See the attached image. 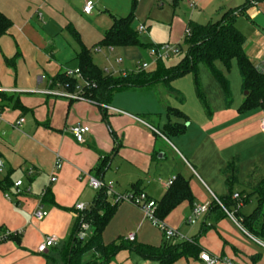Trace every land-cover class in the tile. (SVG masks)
Wrapping results in <instances>:
<instances>
[{
	"label": "crops",
	"instance_id": "1",
	"mask_svg": "<svg viewBox=\"0 0 264 264\" xmlns=\"http://www.w3.org/2000/svg\"><path fill=\"white\" fill-rule=\"evenodd\" d=\"M87 1L94 4L90 15L82 13ZM235 3L181 0L173 8L172 0H0V17L9 23L0 37V90L4 91L0 93V159L4 163L0 183L9 180L8 187L0 185V229L19 234L0 243V264H61L60 252L75 228L74 206L83 204L89 208L97 194L89 187L87 177L112 183V192H107L110 204L114 196L139 192L158 203L170 188L167 183L180 177L188 184L190 198L161 221L177 232L179 239L175 242H193L198 255L173 264H204L199 260L201 253L220 258V264H264V245L239 223L242 216H248L240 213L244 203L237 207L230 203V192L241 193L233 190L234 183L228 182L230 174L225 170L236 160L238 174L241 155L236 145L256 132L264 136L260 125L264 114L240 119L228 112L227 117L212 114L210 118H199L192 148L188 149L182 139L189 121L183 135L166 138L159 134L168 123L183 121L168 117L152 91L116 92L107 106H98L84 99H68L65 95L78 92L61 82L54 83L58 76L66 78V73L78 71L77 58L82 49L90 52L93 64L106 74L124 75L142 64L148 66L146 71H152L155 63L137 65L145 54L151 55L154 47L182 44L190 23L215 22L226 11L240 7L244 0L242 4ZM260 5L245 12V19L256 31L246 47L244 42L243 49L254 67L264 69V33L252 21ZM131 13V28L136 32L143 28L138 32L141 45L96 47L114 19ZM163 99L183 113L170 105L167 97ZM19 119L24 122L16 126ZM76 125L89 129L83 144L75 142L69 132ZM225 146L231 147L224 152ZM57 158L62 167L56 181L49 183ZM257 164L248 167L245 186L251 172L264 176L262 166ZM29 170L34 171L31 177L27 175ZM16 181H22V188H29V193L16 196L12 187ZM213 197L226 200L232 219L213 205L206 215L192 217L194 206L212 203ZM39 207L47 212L42 220L32 217ZM92 233L89 226L84 241ZM128 234L134 235L135 245L160 248L164 244L160 231L139 208L121 202L101 239L104 245H121L126 244ZM47 237H54L56 246L38 254V246ZM91 259L92 254L87 253L82 261ZM109 264L157 263L123 249Z\"/></svg>",
	"mask_w": 264,
	"mask_h": 264
},
{
	"label": "trees",
	"instance_id": "2",
	"mask_svg": "<svg viewBox=\"0 0 264 264\" xmlns=\"http://www.w3.org/2000/svg\"><path fill=\"white\" fill-rule=\"evenodd\" d=\"M264 0H244V3L235 9L228 10L215 21L206 25H196L190 23L189 34L184 37L182 44L174 46L175 53L171 55L181 56L180 60L172 66H167L163 60H156L152 71L137 69L124 75L114 76L106 74L95 66L91 60L90 52L82 49L78 55V72L80 78L58 76L55 82H61L70 90L75 91L79 86L81 92L79 96L98 106H107L112 96L116 92H147L152 91L157 95L159 104L163 107L168 117L182 119L183 124H167L160 135L169 138L170 136L183 135L186 130L187 117L176 109L171 108L159 94L158 87L161 86L165 95L173 93L176 100L183 104V97L180 93L173 91L170 84L175 79L184 75L192 77L196 98L207 118L212 112L206 99L205 93L200 84L198 69L204 67L208 73L215 78L228 95L227 82L223 75L215 68V63L220 61L225 67L235 61L241 81V88L244 101L239 112H246L251 109L260 108L264 110V75L249 61L244 53V36L235 27L234 22L239 14L245 12ZM181 0H172L173 8H176ZM133 22L132 13L125 18L113 20L111 28L106 31L96 45V47L122 48L139 46V34L131 28ZM9 23L0 17V34L8 27ZM69 33L77 38V34L67 28ZM10 64V62H6ZM78 80L80 83H78ZM148 121L147 117L143 118ZM229 172V183H235L237 178V161L233 160L225 169ZM8 187L9 180L6 179L0 185ZM246 188L251 195L257 196V208L248 216H242L239 221L241 227L264 245V176L257 177L256 171L249 174ZM230 192V203L237 207L238 203L249 201L242 198L240 194L238 200L232 199ZM108 193L105 189L97 191L91 206L76 219L75 228L68 245L60 252L61 264H109L113 257L121 250L125 249L136 254L145 261H153L157 264H173L179 259L198 255L197 246L191 242L177 243L174 241L164 242L160 248L146 245H135L133 242L116 245L111 243L104 245L101 239L102 232L114 214L116 205L108 202ZM190 198L189 187L186 181L177 177L168 189L162 200L156 203V217L161 218L174 207ZM237 201V202H236ZM222 207L229 213L230 209L226 200H219ZM214 207L218 206L216 204ZM81 223H86L92 227V236L87 241L78 240L76 235ZM14 238V237H12ZM91 253L92 259L83 263L85 254ZM59 264V263H58Z\"/></svg>",
	"mask_w": 264,
	"mask_h": 264
},
{
	"label": "rangeland",
	"instance_id": "3",
	"mask_svg": "<svg viewBox=\"0 0 264 264\" xmlns=\"http://www.w3.org/2000/svg\"><path fill=\"white\" fill-rule=\"evenodd\" d=\"M235 1L236 5L242 4L243 2V0ZM257 11L258 12L254 16L252 21L255 23V25L262 29L264 33V2L261 3L260 7H257ZM235 26L237 27L239 32H241V34L244 36L246 40L244 47H246L252 39L253 35L255 34V27L251 24V22L245 19V14H239L237 16ZM180 58L181 56L170 55L163 61L167 66H172L175 65L180 60ZM147 62L155 63L154 56L150 55L149 53L145 54L143 61L138 62L137 65ZM215 68L223 75L224 79L227 82L228 95L225 93L218 81L213 78L204 67L200 66L198 69L200 84L205 93L212 114H214L215 116L224 115L225 117H227L228 112H230L232 114L237 115L240 119H244L252 115H254V118H259L261 114H264V110L260 108H254L246 112H239V109L244 101V96L235 61H231L228 67H225L220 61H217L215 63ZM170 87L173 91H176L182 95L183 104L177 102L176 95L174 94V92L169 93V95L166 96L161 86L158 87V91L162 98L167 97L170 105H173L174 107L182 111L187 117V122H190V126L187 128L188 131L186 132L184 139H182L185 146L187 148H190L192 146L191 143L194 139L193 133L196 131L197 125L199 126L198 119H202L203 117L205 118V114L196 98L192 77L190 75H184L178 79H175L171 82ZM152 94L155 95V92H152ZM161 115L162 120H164L165 116L162 112ZM172 143L176 147L175 142L172 141ZM236 146L241 155V158L239 160L240 164L238 161V167L240 168L237 174V180L233 184V190L240 192L241 195L244 196V198L249 199V201H246L243 204V207L241 208L240 212L243 215H249L253 213V211H255L258 202L257 196L254 194L251 195L250 191L246 188L244 183L247 175V169L248 167H252L254 162H257L259 165H261L263 169L261 171L264 172V136L256 132L254 135H251L245 141H240L239 145ZM205 147L209 148L208 146ZM230 147L231 146H225L222 150L225 152V150H228ZM224 188H226L227 190L226 186Z\"/></svg>",
	"mask_w": 264,
	"mask_h": 264
},
{
	"label": "built area",
	"instance_id": "4",
	"mask_svg": "<svg viewBox=\"0 0 264 264\" xmlns=\"http://www.w3.org/2000/svg\"><path fill=\"white\" fill-rule=\"evenodd\" d=\"M193 4H189V8H192ZM94 9V4L90 1L85 2L82 13L85 15H90L92 10ZM143 28L139 27L138 32H142ZM189 34V29H186L185 31V36ZM1 37V34H0ZM175 48L174 47H169V46H160V47H154L151 51V55L155 57L156 60H165L168 58L171 54L175 53ZM264 61V60H263ZM148 66L146 64H142L139 66V69L141 70H146ZM258 71L264 75V69L259 68ZM67 77H76L80 78V74L78 71L72 73L68 72L66 73ZM75 91L78 92V94H70V95H65L68 99L71 100H76V99H82L79 96V93L81 92V89L79 86L75 87ZM4 93L3 90H0V93ZM45 94H50V95H55L57 96L58 94L52 93V92H46ZM62 96V95H61ZM118 113V111H116ZM1 118V115H0ZM24 120L19 119L15 125L20 126L23 124ZM262 132L264 133V118L260 122ZM70 134L74 138L75 142L78 144H83L84 143V136L89 132V129L85 126L81 125H76L69 130ZM62 167V162L60 159H56L54 166H53V172L51 173L49 177V183H54L56 181V174L61 170ZM4 170V163L0 159V174H2ZM34 174L33 170H29L27 172V175L31 177ZM175 178H172L168 183H167V188H169ZM87 182L88 185L91 189L94 191H99L101 189H105L107 192H112V183L104 184L102 181L94 179L93 177H87ZM22 181H16L13 184V189H14V194L16 196L29 193V188H22ZM44 193L41 195L43 196ZM8 195H5V198L8 199ZM239 196L237 194L232 195L233 200H238ZM212 203H206L203 205H197L192 208V217L193 218H199L204 215H206L211 208L212 205L216 204L219 208L222 209L224 213H226L229 218H233L231 214H229L220 204L218 200H216L214 197L212 198ZM128 203L131 204L141 210L143 213L145 219L156 229H158L162 235L163 241L164 242H171L174 240L179 239V235L177 234L176 231L173 229L169 228L166 226L162 221L158 220L156 217V202L152 200L150 197L147 196V194L143 192L139 193H128L120 196H114L113 199V204L117 205L118 203ZM86 207L83 204H76L74 206V212L76 214V218L80 216V214L84 213L86 211ZM47 216V212L44 211L41 207L37 208L36 211L33 212L32 217L36 220H42ZM88 224L86 223H81L77 232V239L83 241L85 236H86V231L88 229ZM19 236L18 233H12L8 230L5 229H0V243H3L12 237ZM126 241L127 242H133L134 241V235L133 234H128L126 236ZM57 240L54 237H47L45 238L44 242L40 244L37 248V253L38 254H44L46 253L50 248H53L56 246ZM199 260L204 263V264H220L222 263V260L220 258L212 257L209 256L206 253H201L199 255Z\"/></svg>",
	"mask_w": 264,
	"mask_h": 264
},
{
	"label": "water",
	"instance_id": "5",
	"mask_svg": "<svg viewBox=\"0 0 264 264\" xmlns=\"http://www.w3.org/2000/svg\"><path fill=\"white\" fill-rule=\"evenodd\" d=\"M243 96H244V97H246V96H247V94H246V93H244V94H243Z\"/></svg>",
	"mask_w": 264,
	"mask_h": 264
}]
</instances>
